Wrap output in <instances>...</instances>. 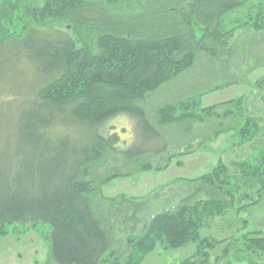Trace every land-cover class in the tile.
I'll use <instances>...</instances> for the list:
<instances>
[{
	"label": "trees",
	"instance_id": "obj_1",
	"mask_svg": "<svg viewBox=\"0 0 264 264\" xmlns=\"http://www.w3.org/2000/svg\"><path fill=\"white\" fill-rule=\"evenodd\" d=\"M244 5L245 0H0V36L26 49L41 34V49L27 57L42 65L40 72L45 76L58 77L37 92L36 102L49 113L61 114L70 107L68 115L80 124L97 127L101 140L99 126L121 114H142L136 104L195 67L198 53L213 56L218 48L227 50L237 28L225 31L221 19ZM62 25L72 36L63 32L48 38L52 35L48 31ZM200 25L204 27L199 29ZM245 25L263 34L264 15ZM255 85L263 90L264 77ZM189 100L160 107L157 124L166 127L217 117L218 107L241 103L236 99L197 110ZM230 112L218 117L226 118ZM256 122L246 118L237 134L244 141L251 140L261 130ZM95 149L79 151L77 164L71 168L57 166L52 175L41 173L38 184H31L29 190L9 194L0 187V237L8 234L6 227L13 222L49 225L44 236L49 245L46 264H101L104 257L109 258L107 264H141L156 246L168 250L188 244H196L197 250L183 264H219L231 244L215 256L225 241L201 238V230L233 207V194L242 188L264 195L263 149L253 162L233 163V175L229 167L218 163L209 174L191 182L201 185L197 193L153 216L145 231L136 234L143 202L124 195H99L101 187L118 175L98 184L79 180L85 170L89 176L87 166L101 154ZM144 166L143 170L152 171ZM232 180L239 183L230 187ZM199 194L206 199L197 200ZM240 195L241 200L248 198L246 193ZM120 225L129 227L125 259L115 234ZM243 238L244 252L259 259L256 264H264V231Z\"/></svg>",
	"mask_w": 264,
	"mask_h": 264
},
{
	"label": "rangeland",
	"instance_id": "obj_2",
	"mask_svg": "<svg viewBox=\"0 0 264 264\" xmlns=\"http://www.w3.org/2000/svg\"><path fill=\"white\" fill-rule=\"evenodd\" d=\"M258 15H264V0H245L244 6L224 14L221 19L224 30L237 28L227 50L218 48L213 56L198 53L195 67L136 104L142 114H121L99 126L101 140L97 138V127L80 124L68 115L70 107L64 109L65 114L49 113L36 102L37 92L58 77V74L45 76L40 72L42 65L27 57L41 49V34L26 49L1 35L0 187L9 194L29 190L31 184H38L41 173L52 175L55 167L71 168L77 164L79 151L95 147L102 152L94 164L87 166L89 176L85 170L79 180L91 179L98 184L118 175L101 187L99 195L106 198L124 195L143 202L136 231L141 234L153 216L174 209L188 195L197 193L195 189L201 185L191 182L209 174L218 163L229 167L233 175V163L253 162L264 149V89L255 87V82L264 77V33H253L245 23L252 24ZM63 32L72 36L65 31V25L48 31L50 37L47 32L42 35L57 38ZM187 99L194 102L197 110L236 99H241V103L218 107L217 117L204 116L196 122L166 127L157 124L160 107ZM225 111H231L229 116L219 118ZM246 118L257 121L261 129L248 142L237 134ZM43 121H49L50 125ZM144 165H149L152 171L143 170ZM238 183L232 180L230 187ZM242 193L248 194V198L241 200ZM233 197V207L209 220V226L201 230V238L225 241L216 248L215 256L225 244H231V250L219 264L259 263V259L244 252L243 237L253 231H264V195L242 188ZM198 199L206 196L199 194ZM255 202L258 203L242 207ZM6 228L8 234L0 237V264H46L49 245L44 236L49 225L13 222ZM127 228L128 225H120L115 229L122 259L128 254ZM196 250V244L168 250L156 246L141 264H183L194 257ZM104 260L106 257L101 264H107L109 258Z\"/></svg>",
	"mask_w": 264,
	"mask_h": 264
}]
</instances>
